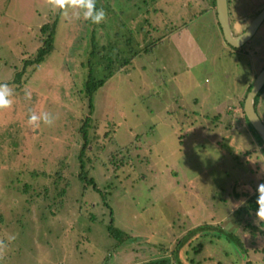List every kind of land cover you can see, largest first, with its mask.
<instances>
[{"label": "rangeland", "instance_id": "rangeland-1", "mask_svg": "<svg viewBox=\"0 0 264 264\" xmlns=\"http://www.w3.org/2000/svg\"><path fill=\"white\" fill-rule=\"evenodd\" d=\"M6 1L0 0V264H160L166 257L161 264H264V151L241 109L264 66V22L252 43L234 48L224 42L212 0H158L165 11L158 21L143 13L127 25L116 13L110 41L132 59L113 63L89 98L85 81L90 72L96 79L106 72L110 45L109 36L95 33L92 46L74 21L83 20L89 0L81 13L60 20L56 53L27 66L19 81L55 2ZM240 2L250 17L264 6L229 0L233 35L244 28ZM153 24L157 33L149 31ZM257 109L264 122V92ZM63 174L71 186L52 206L40 187L50 185L52 197ZM252 195L260 203L248 209Z\"/></svg>", "mask_w": 264, "mask_h": 264}, {"label": "flooded vegetation", "instance_id": "flooded-vegetation-1", "mask_svg": "<svg viewBox=\"0 0 264 264\" xmlns=\"http://www.w3.org/2000/svg\"><path fill=\"white\" fill-rule=\"evenodd\" d=\"M46 1L55 2L54 8L51 9L49 11V14H48V17L51 16V18H52L51 23L48 24V22H44L40 26L39 31L44 35L43 38L40 39V41H42V43L37 48L34 56H32L33 58H30L28 60L23 61V64H22L20 71L16 73V78L14 79L15 81H19V76L27 68V66L32 65V64L43 63L50 54L53 55V53H56L59 45H61V42L56 37V33H57L56 29H57V26H58L60 20L65 21L66 19L73 17L74 13H77L76 9H80L79 12L81 13V7L83 8V4H84L85 0H46ZM9 2L7 0L6 5H8ZM160 2L162 3L161 0H160ZM228 3H229V1H228ZM241 3L242 2H240V5H239L240 8L243 7V5ZM158 4H159L158 0H89L88 4L86 5L87 11L85 13L83 20L80 21L79 20L80 18H77L74 21L77 24L82 23V25L84 27V33H85V35H86V33H88V37H90V41L92 43V46L93 45L95 46V42L93 43V41H92L95 38V35H94L95 33L101 34L103 37H105V35L109 36V38H106V40L109 41V43H110L109 52L107 54V58L109 59L108 64L112 65L113 63H115L117 65V62H120V63L124 62L123 66H125V61H126L125 59L126 58L123 55H121L119 52L115 51V50H117V48L115 46L116 40L114 42L110 41V38L115 37L117 34V32L115 33L114 28H112V26H111V24H112L116 28L115 21L117 18L115 16V14L120 13V17H123L127 20L125 23L127 25H128V20L132 21V19H134L135 17H140L143 13H144V16H143L144 18L142 17L143 19H145V14H147L150 17V19L152 18V19L157 20V18L160 19V17H161L160 13L164 14V12H165L161 9H158ZM228 8H229V4H228ZM129 9H133V10L135 9L136 12L132 15L130 14L127 17L125 14L129 11ZM5 10L6 9H4L2 11V13H4ZM153 11L156 12V14H158L157 13V11H158L159 15L158 16L153 15ZM243 11L246 12V14H244L245 17L248 16L247 8L241 9V12H243ZM257 13L255 15H257ZM176 14H177V12H176ZM229 14H230V12H229ZM147 15H146V17H147ZM230 16H231V14H230ZM2 17L3 16L0 14V18H2ZM162 17H163V15H162ZM110 21H112V22L110 23ZM160 22L163 23L164 21L161 19ZM43 26H46L45 32H42ZM149 27H152V26H149ZM157 28L158 27H154V24H153L152 29H149V31H151V32L154 31L157 33L159 31V29L156 30ZM178 30L176 29L175 31L177 32ZM244 30H245V28H241L240 30H237L236 35L242 33ZM45 38L46 39L51 38V41H50V43H47L48 48L45 49L46 54L43 55L42 58L38 59V54L43 49L42 46L44 45ZM85 39H87V38L82 35L81 41L84 42ZM126 40H125V50H127V47H126L127 41ZM252 40L253 39L251 38L250 40H248L246 43H244V45H242L239 48H243L246 44L252 43L253 42ZM4 45H5V42L2 43V46H4ZM97 53L100 54L99 51ZM119 55H121L122 57H120ZM45 72H46V76L44 78H46L45 80L48 81L49 80L47 78L48 77V75H47L48 69H46ZM46 90L48 93L50 92V91H48V89H46ZM263 92H264V90L259 95L257 103L254 105L256 112L258 110L257 107L261 102V95L263 94ZM1 94H3V92ZM257 114H258V112H257Z\"/></svg>", "mask_w": 264, "mask_h": 264}, {"label": "water", "instance_id": "water-1", "mask_svg": "<svg viewBox=\"0 0 264 264\" xmlns=\"http://www.w3.org/2000/svg\"><path fill=\"white\" fill-rule=\"evenodd\" d=\"M228 1L229 0H215V13L224 42L227 45H230L231 47L239 48L244 45V43H246L248 40H250V38L257 31L261 22L264 20V6L259 10L257 15L252 19V21L247 25V27L242 33L238 35H233L231 28L232 24L229 17L230 14L228 8ZM263 85L264 66L256 74L254 80L252 81V86L246 93V96L244 98L242 109L247 126L255 131V133L252 132V136H254L255 138L258 136V138L262 141L264 145V123L257 114L254 106V99ZM257 143L259 144L258 141Z\"/></svg>", "mask_w": 264, "mask_h": 264}, {"label": "trees", "instance_id": "trees-1", "mask_svg": "<svg viewBox=\"0 0 264 264\" xmlns=\"http://www.w3.org/2000/svg\"><path fill=\"white\" fill-rule=\"evenodd\" d=\"M212 4H213V6L215 5V0H212ZM45 30H46V26H43L42 27V32H45ZM163 35H160L159 37H157V38H155L154 40H153V45H156V43H158L161 39H163ZM50 41H51V38H49V39H46L45 38V40H44V45L42 46V51H40L39 52V54H38V59H40V58H42V56L43 55H45L46 54V51H45V49H47L48 48V44L47 43H50ZM93 41V43L94 42H96V40H95V38L92 40ZM149 50H151V49H148V47L146 46L145 48H144V51L145 52H147V51H149ZM139 53V50L138 51H135V52H133V55L134 56H136L137 54ZM140 54V53H139ZM133 56V57H134ZM129 59V58H128ZM128 59H125L126 61H125V65L126 64H128L130 61H131V59L130 60H128ZM107 60V63H105V65L103 66V68H105V70H106V72L105 73H103L101 76H100V78H98V79H96V77L90 72V74H89V77L87 78V80L85 81V85H84V90H85V92H86V94L88 95V97L90 98V96H91V94H92V92L93 91H95L98 87H100V86H102L103 84H104V82L107 80V79H109V77L112 75V72H113V68H115V67H117L115 64H112V65H110V64H108V62H109V59L107 58L106 59ZM123 65H124V63H123ZM251 88V82L249 83V85H248V87H247V89H246V91L248 92L249 91V89ZM264 90V86L261 88V90L258 92V94H257V96L255 97V99H254V105L257 103V101H258V97H259V95L261 94V92ZM243 100H242V102H241V109H242V107H243ZM243 113V112H242ZM252 130V129H251ZM253 131V133H255V131L254 130H252ZM84 136V138H85V135H83ZM257 141L259 142V144L261 145V147H262V150L264 151V145H263V143H262V141L258 138V136H257ZM85 141H86V138H85ZM84 141V143H83V145H82V149L86 146V142ZM10 152H12L11 151V149H9V153ZM81 152H82V150H81ZM118 164L116 165V167H118V165H121L122 164V162H117ZM123 165H124V163H123ZM80 167L82 168L83 167V165H82V163L80 162ZM63 168V167H62ZM61 168V169H62ZM64 175V174H63ZM57 178H59L60 179V181L62 180V185H58V186H56V185H52L53 186V191H54V194H53V196L52 197H49L48 198V195H49V190H50V185H47V186H45V185H41V187H40V189H41V191H42V197H43V200H45V199H47V201H49L51 204H52V206L54 205V204H56L57 205V207L59 206V204L60 203H62L63 202V197L65 196L64 194L66 193V191H67V186H71L70 185V180H69V177H67L66 175H64V177H61L60 175H58L57 176ZM80 178H83V175H80ZM58 180V179H57ZM89 184L92 186V188L93 189H95V190H97V188H96V183H95V180H94V178L93 177H90L89 178ZM74 186V185H73ZM29 188V187H28ZM52 189V188H51ZM27 190V188L26 187H24V191H26ZM98 191V190H97ZM103 196V195H102ZM64 200H65V197H64ZM248 209H253V208H255V207H258V205H259V203L260 202H255V195H252V196H250L249 197V199H248ZM47 207V206H46ZM3 212H0V224L1 223H3ZM108 231H109V235H111V236H116V233H118V231H119V229L118 228H116V227H114L113 225H112V223L110 222V225L108 226ZM121 243V242H120ZM123 243V242H122ZM176 257H177V253H176ZM168 260V257H166L165 259H162L161 261H160V264L161 263H166L165 261H167ZM146 263V262H145ZM144 263V264H145ZM148 263V262H147ZM149 263L150 264H154L153 263V261H149Z\"/></svg>", "mask_w": 264, "mask_h": 264}, {"label": "crops", "instance_id": "crops-1", "mask_svg": "<svg viewBox=\"0 0 264 264\" xmlns=\"http://www.w3.org/2000/svg\"><path fill=\"white\" fill-rule=\"evenodd\" d=\"M256 16V15H255ZM254 16V17H255ZM229 17H230V21H231V16L229 15ZM254 17H250V14H249V16H246L245 17V15L244 16H242V17H240V21L238 22V25H240L239 27H244V28H246L247 27V25L252 21V19L254 18ZM216 21H217V19H216ZM264 21V20H263ZM263 21L261 22V24L263 23ZM218 22V21H217ZM260 24V25H261ZM260 25H259V27H258V29H257V31L255 32V34L251 37L252 39H254L255 38V35H256V33L258 32V30H259V28H260ZM232 27H234V25L232 26ZM220 28V27H219ZM250 38V39H251ZM228 109H229V107H228ZM235 109L236 108H233L232 110H229L228 112H231V114H235Z\"/></svg>", "mask_w": 264, "mask_h": 264}, {"label": "bare ground", "instance_id": "bare-ground-1", "mask_svg": "<svg viewBox=\"0 0 264 264\" xmlns=\"http://www.w3.org/2000/svg\"><path fill=\"white\" fill-rule=\"evenodd\" d=\"M264 22V21H263Z\"/></svg>", "mask_w": 264, "mask_h": 264}]
</instances>
